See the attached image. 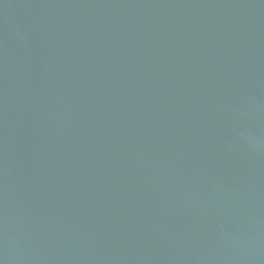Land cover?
<instances>
[{
  "label": "water",
  "instance_id": "water-1",
  "mask_svg": "<svg viewBox=\"0 0 264 264\" xmlns=\"http://www.w3.org/2000/svg\"><path fill=\"white\" fill-rule=\"evenodd\" d=\"M0 264H264V0H0Z\"/></svg>",
  "mask_w": 264,
  "mask_h": 264
}]
</instances>
